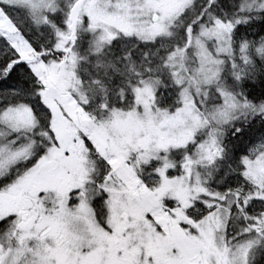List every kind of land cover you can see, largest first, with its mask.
<instances>
[{
	"label": "snow or ice",
	"instance_id": "1",
	"mask_svg": "<svg viewBox=\"0 0 264 264\" xmlns=\"http://www.w3.org/2000/svg\"><path fill=\"white\" fill-rule=\"evenodd\" d=\"M0 264H264V0H0Z\"/></svg>",
	"mask_w": 264,
	"mask_h": 264
}]
</instances>
